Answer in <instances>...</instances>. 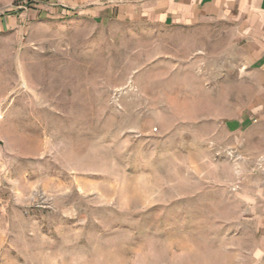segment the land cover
Listing matches in <instances>:
<instances>
[{
    "label": "rangeland",
    "instance_id": "374dc122",
    "mask_svg": "<svg viewBox=\"0 0 264 264\" xmlns=\"http://www.w3.org/2000/svg\"><path fill=\"white\" fill-rule=\"evenodd\" d=\"M121 2L0 0V264H264L260 168L203 118L248 95L230 24Z\"/></svg>",
    "mask_w": 264,
    "mask_h": 264
},
{
    "label": "crops",
    "instance_id": "0c3cea01",
    "mask_svg": "<svg viewBox=\"0 0 264 264\" xmlns=\"http://www.w3.org/2000/svg\"><path fill=\"white\" fill-rule=\"evenodd\" d=\"M116 14L137 21L149 18L163 26H194L206 19L227 21L244 65L251 75L246 99L229 108L215 107L204 112V124L218 126V135L228 138L220 143L237 157L252 158L261 177L247 186L243 194L245 220L258 238L255 250L264 249V0H125ZM107 13L113 12L108 8ZM219 131V133H217ZM215 134V135H216ZM221 138V137H215ZM222 140V139H221ZM222 142V141H221ZM238 165V163H236ZM256 169V168H254ZM243 186V185H242Z\"/></svg>",
    "mask_w": 264,
    "mask_h": 264
},
{
    "label": "water",
    "instance_id": "95a60500",
    "mask_svg": "<svg viewBox=\"0 0 264 264\" xmlns=\"http://www.w3.org/2000/svg\"><path fill=\"white\" fill-rule=\"evenodd\" d=\"M5 147H6L5 141L0 137V148L2 150H5Z\"/></svg>",
    "mask_w": 264,
    "mask_h": 264
}]
</instances>
